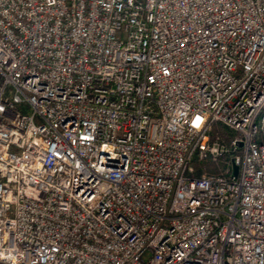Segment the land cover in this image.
Instances as JSON below:
<instances>
[{
    "label": "built area",
    "instance_id": "obj_1",
    "mask_svg": "<svg viewBox=\"0 0 264 264\" xmlns=\"http://www.w3.org/2000/svg\"><path fill=\"white\" fill-rule=\"evenodd\" d=\"M0 75V264H264V0H0Z\"/></svg>",
    "mask_w": 264,
    "mask_h": 264
},
{
    "label": "trees",
    "instance_id": "obj_2",
    "mask_svg": "<svg viewBox=\"0 0 264 264\" xmlns=\"http://www.w3.org/2000/svg\"><path fill=\"white\" fill-rule=\"evenodd\" d=\"M1 84H2V77L0 75V85ZM208 171L211 174H217L218 173V169L216 167H213V166H209Z\"/></svg>",
    "mask_w": 264,
    "mask_h": 264
},
{
    "label": "rangeland",
    "instance_id": "obj_3",
    "mask_svg": "<svg viewBox=\"0 0 264 264\" xmlns=\"http://www.w3.org/2000/svg\"><path fill=\"white\" fill-rule=\"evenodd\" d=\"M213 167H215V166H213ZM208 168H209V166H208ZM208 170V169H207Z\"/></svg>",
    "mask_w": 264,
    "mask_h": 264
},
{
    "label": "water",
    "instance_id": "obj_4",
    "mask_svg": "<svg viewBox=\"0 0 264 264\" xmlns=\"http://www.w3.org/2000/svg\"><path fill=\"white\" fill-rule=\"evenodd\" d=\"M236 174H237V169H236Z\"/></svg>",
    "mask_w": 264,
    "mask_h": 264
}]
</instances>
